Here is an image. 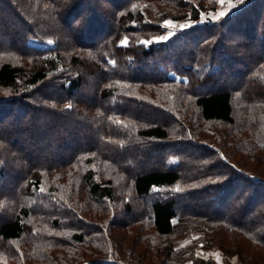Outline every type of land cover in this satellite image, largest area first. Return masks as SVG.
Returning a JSON list of instances; mask_svg holds the SVG:
<instances>
[{
    "label": "trees",
    "instance_id": "16d2710c",
    "mask_svg": "<svg viewBox=\"0 0 264 264\" xmlns=\"http://www.w3.org/2000/svg\"><path fill=\"white\" fill-rule=\"evenodd\" d=\"M255 1L0 0V264H264Z\"/></svg>",
    "mask_w": 264,
    "mask_h": 264
},
{
    "label": "rangeland",
    "instance_id": "374dc122",
    "mask_svg": "<svg viewBox=\"0 0 264 264\" xmlns=\"http://www.w3.org/2000/svg\"><path fill=\"white\" fill-rule=\"evenodd\" d=\"M217 1H218V3L216 4L217 8L215 10H205L203 12L202 18H201L202 21H207L208 18L212 19V20L213 19L214 20L220 19L221 17H223L227 13H230L231 10H234L238 5V1L240 2L241 0H225V2L223 4L219 3V0H217ZM258 1L259 2H257V3H263L262 0H258ZM255 2H253V4ZM107 7L108 6H107L106 2H101V3L97 4L96 8H97V11L101 12V10L103 8L105 9ZM89 9H91V4L86 3L85 4V12ZM220 13H225V14L219 15ZM202 21H200V22H202ZM195 23H196V21L193 19H190V18L177 20V19L169 17V18H166L164 20V24L169 27V33L174 32L177 27H189V26L194 25ZM13 115H15V112L13 113ZM13 115H11V116H13ZM215 129H216V127H215ZM222 129H226V127L222 128ZM218 130H220V129H218ZM230 150H231V154L234 156L232 148H230ZM195 151L196 150L194 148L191 149V153L195 154L196 153ZM234 157H236V156H234ZM245 158H249L248 155H240L239 154L237 157V159H241L239 161L243 165L246 164ZM255 161L259 164L258 166L264 168V161H262V158H260V156L255 158ZM254 165H255V162H252V166H254ZM215 204H217V199L215 200ZM231 235H233V237H231V240L227 244V247L232 249L231 253L229 252L230 254L229 253L227 254L225 252V250L223 249V246L220 245V242L218 240H216L215 241L216 243L211 247H204L203 248V247L197 245V247L195 248V252L193 254H195V256H197V257H204L206 259H211L213 261V264H243L242 253L243 252L248 253V255L250 256L252 254V251L255 249L253 248L252 245H249L247 240H245L243 237H240L236 233H232ZM259 248H261V252L264 253V247H259Z\"/></svg>",
    "mask_w": 264,
    "mask_h": 264
},
{
    "label": "snow or ice",
    "instance_id": "6c2138e0",
    "mask_svg": "<svg viewBox=\"0 0 264 264\" xmlns=\"http://www.w3.org/2000/svg\"><path fill=\"white\" fill-rule=\"evenodd\" d=\"M225 0H219V3L223 4ZM225 13H220L219 15H224Z\"/></svg>",
    "mask_w": 264,
    "mask_h": 264
}]
</instances>
